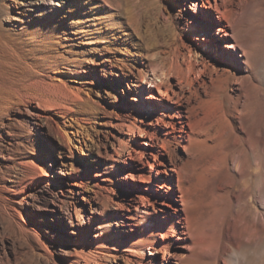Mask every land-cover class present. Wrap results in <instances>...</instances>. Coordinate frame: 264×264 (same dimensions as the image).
<instances>
[{"label":"bare ground","instance_id":"1","mask_svg":"<svg viewBox=\"0 0 264 264\" xmlns=\"http://www.w3.org/2000/svg\"><path fill=\"white\" fill-rule=\"evenodd\" d=\"M144 2L157 11L149 24L138 12L123 10L127 4ZM256 2L178 0L180 7L189 5L175 21L163 9L162 0H31V12L41 14L28 21L22 17L20 0H0V27L8 33L0 32V122L18 105L34 118L53 120L62 130V142L72 146L74 141L81 143L74 124L86 131L88 117L102 110L109 116L111 129L104 148L107 177L91 182L102 219L94 222L92 234L88 228L69 231L76 236L68 264H156L160 252L166 264L171 247L181 260L199 245L217 248L216 264H230L232 221L227 210L216 232L207 231V223L194 226L182 190L178 188L182 196L177 199L172 185L155 170L174 139L191 142L196 138L199 89L240 87L247 81L260 55L253 26ZM13 3L17 10L12 9ZM63 68L82 69L87 75L73 73L75 83L70 84L68 70ZM111 68L124 71L112 86L120 87L124 98L110 106L91 99L90 91L103 85V78L96 74L102 72L105 77ZM204 76L207 80L201 79ZM194 78L201 79L198 86ZM28 100L35 102L32 109ZM52 109L55 118L49 115ZM148 154L154 157L150 172L138 177L151 193L145 197L132 193L140 201L131 205L138 218L130 223L118 212L128 209V188L133 187L129 179L134 180L135 171L128 159L142 163ZM66 183L71 194L86 191L76 181ZM135 188L144 190L140 184ZM4 191L0 187V224L13 226L28 242L36 264H62L51 254L47 241L28 236L24 222L9 215L1 197ZM155 202L161 205L157 209ZM75 219L83 222L81 211Z\"/></svg>","mask_w":264,"mask_h":264},{"label":"rangeland","instance_id":"2","mask_svg":"<svg viewBox=\"0 0 264 264\" xmlns=\"http://www.w3.org/2000/svg\"><path fill=\"white\" fill-rule=\"evenodd\" d=\"M20 1L25 20L40 16L41 12L38 15L31 12V0ZM176 2L162 0L163 9L175 21L189 5L180 7ZM127 5L123 10L138 12L144 24L153 22L157 11L148 3ZM16 7L13 3L12 9L17 10ZM255 12L258 22L253 21V26L257 30L254 34L258 38L257 55H260L247 81L240 87L199 89L196 138L191 142L185 138L174 139L167 153L163 151L165 156L161 155L156 162L155 170L163 181L172 185L177 199L182 196L178 188L182 190L189 201L188 215L193 225L207 223L206 230L216 232L218 220L223 210H227L232 221L230 264H264V0H257ZM0 32L8 34L1 27ZM182 38L187 41L186 37ZM111 69H107L105 77L102 72L96 74L103 78V85L90 91L91 99L108 102L110 106L113 101L124 98L120 87L119 90L112 87L124 71ZM63 70H68L70 84L75 83L73 73L87 75L82 69ZM201 79L207 80L205 76ZM201 79L194 78L196 86ZM52 94L55 95L53 88ZM26 103L30 109L35 105L32 100ZM50 112L55 118V111ZM88 120L86 131L74 124L73 131L81 143L74 141L72 146L62 142V130L53 120L34 118L21 106L13 105L0 122V187L5 188L2 200L9 215L27 226L28 236L47 241L51 254L62 264L73 260L70 246L76 235L69 231L88 228L92 234L94 222L102 219L99 197L94 194L96 189L91 182L107 177L104 148L108 145L107 131L111 127L107 123L109 116L103 110ZM153 140L155 143L156 139ZM153 159V154H148L142 163L128 159L135 175L134 180L129 179L133 186L128 188L131 193L126 198L125 207L129 210L118 211L124 221L137 222L131 205H136L140 198L134 194L145 197L151 193L146 189L148 184L139 182L138 175L149 174ZM128 172H124L127 177ZM73 181L84 185L86 191L71 194L66 182ZM137 184L144 190L138 191ZM159 206L154 203L155 209ZM79 211L83 218L81 224L75 219ZM174 251L171 247L166 264H216L215 247L199 245L181 260L174 256ZM163 257V252L156 254V264H162ZM36 261L28 242L18 236L14 227L0 224V264H36ZM116 261L122 263L119 258Z\"/></svg>","mask_w":264,"mask_h":264}]
</instances>
